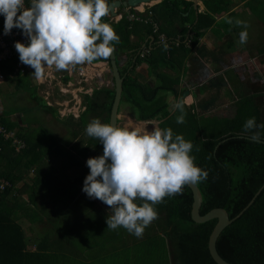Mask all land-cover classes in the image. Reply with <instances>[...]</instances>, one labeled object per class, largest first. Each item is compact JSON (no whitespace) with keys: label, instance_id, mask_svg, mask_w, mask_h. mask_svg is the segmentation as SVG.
Returning a JSON list of instances; mask_svg holds the SVG:
<instances>
[{"label":"trees","instance_id":"obj_1","mask_svg":"<svg viewBox=\"0 0 264 264\" xmlns=\"http://www.w3.org/2000/svg\"><path fill=\"white\" fill-rule=\"evenodd\" d=\"M190 7L191 3L185 0H164L154 7L156 18L158 13L168 9V13L159 20L154 18L160 24L159 33L165 34L166 42L160 41L152 24L132 23L125 16L118 23H110L120 37L115 46L129 54L131 62L135 59L132 73L124 79L121 105L128 103L133 106L138 121L159 120L160 129L171 128L174 137L183 135L186 141L192 142L190 155L194 157V163L208 172L207 179L197 183L203 194L201 214L224 208L230 218H234L264 185V128L254 130L260 133L259 142L249 139L243 129L251 117H255L257 125L264 124V104L257 101V96H246L237 104L233 118L207 120L198 117L193 105L184 103L185 122L177 123L180 111L176 108L171 111L167 98L161 94L162 91L179 94L177 78H171L167 70L178 75L186 71L189 52L199 43L203 35L202 23L209 15H201L199 23L194 25L191 16H185ZM210 8L214 14L225 11L221 4H210ZM4 21L5 17L0 15V32L4 31ZM187 24L193 27L191 32ZM132 36L137 40H132ZM148 36L154 37L155 42L151 47L143 48V39ZM144 50L147 53L142 57ZM16 60L1 67L8 71L9 84L21 89L28 83L23 75H12ZM100 61L108 62L109 58L93 62ZM142 64L148 66L154 79L145 82L139 74L135 75L134 71ZM114 98V87L96 89L87 95L85 109L79 118L69 115L60 121L67 127L68 136L80 139L93 119L109 124ZM46 107L49 106L46 104ZM52 112L59 116L56 111ZM9 115L7 112L0 115V125L9 132L15 131L16 137L26 144L17 151L12 140H5L0 135L3 148L0 178L11 184L4 190L0 189V264H79V248L74 242H69L66 235L68 231L73 235L79 234L82 229L79 225L85 226V223L100 227L98 232L103 233L105 242H126L121 235L116 238L119 233L136 244L142 242L134 249L135 264H144L141 258L148 255L149 258L160 256L161 250L163 256L165 248L169 264H217L208 247L217 219L201 224L193 221L194 199L188 185L184 186L182 195L165 197L162 203L154 205L158 218L145 228L142 237L138 238L122 227L107 229L109 206L98 199H90L82 191L90 172L86 159L94 149L97 152L94 157L102 155L103 145L87 134L84 142L77 140L74 145L66 144L63 138L43 126L40 130L48 139L45 135L37 142L34 139L36 133L25 130ZM84 143L88 144L87 150L83 148ZM59 159L64 162L56 163ZM74 169H81V174L76 177L67 174ZM27 178H30V183H26ZM22 222L29 225L28 231L34 233L33 238L27 235ZM63 226L64 231L61 232ZM42 227H45L43 231ZM31 241L35 242L34 248L30 247ZM217 249L231 264H264V188L253 204L221 233Z\"/></svg>","mask_w":264,"mask_h":264},{"label":"clouds","instance_id":"obj_2","mask_svg":"<svg viewBox=\"0 0 264 264\" xmlns=\"http://www.w3.org/2000/svg\"><path fill=\"white\" fill-rule=\"evenodd\" d=\"M29 2L26 7L25 0H0V15L5 17L4 35L16 28L28 39L27 44L17 41L14 47L20 62L34 69L31 76L37 82L44 79L46 68L71 71L77 65L107 60L120 42L113 27L102 22L110 13L108 0ZM235 23L247 28L244 21ZM247 37V31H241L239 43L245 44ZM174 107L181 113L177 123H184V101ZM257 128H264V124L257 125L255 117L243 125L254 142L260 141V133L254 131ZM86 134L103 145V154L87 160L90 172L82 191L109 206L107 229L122 227L142 237L145 228L158 218L154 205L165 197L182 195L184 186L208 177L190 155L192 142L183 135L174 137L171 128L141 134L97 118L87 125Z\"/></svg>","mask_w":264,"mask_h":264},{"label":"crops","instance_id":"obj_3","mask_svg":"<svg viewBox=\"0 0 264 264\" xmlns=\"http://www.w3.org/2000/svg\"><path fill=\"white\" fill-rule=\"evenodd\" d=\"M163 1L164 0H155L151 3H142L141 5L134 8H125L123 6L116 7L115 12L117 13V16H112L110 12L107 18H105L106 22L109 24L111 22L118 23L123 19L128 11L137 10L140 11V14L142 16L150 17L155 21V23L157 22L159 30L155 33H159L160 24L156 20H159L161 17H163V14H167L168 9H164V13H158L159 16H157L156 18L155 14H157V10L154 11V7L158 4H161ZM185 1L191 3V7L189 8V11L185 14V16H191V19L194 20V25L199 23L201 15L204 16L206 13H209V15L202 23L203 35L202 37H200L199 43L189 52L186 62V71L179 76L181 82V84H179L178 86L179 94L176 96L165 93L164 95L170 104L171 111H174V105L178 101L183 100L186 105H193L195 107V111L198 114L199 118L211 120L215 117L233 118L237 113V104L241 102L242 98L246 96H257V101L264 104V39L258 38L252 41L254 42L256 40H259L261 42L260 44H250L249 41L245 44H240L239 36L240 32L243 30H241L240 26H238L239 28L237 29L235 23L238 15L242 14L244 8H248L254 4H257L258 6L262 5L264 7V0H215V2L212 3H210L212 0ZM210 4H221V7H223V10L225 11L222 13L218 12L214 14L210 10ZM168 7L170 6L168 5ZM211 17L213 21H211ZM154 18H156V20ZM228 20H232V23L229 24L227 22ZM130 22H138L141 25H143L142 23L149 24L144 21ZM187 26L190 28L189 32H191L193 27H191L190 24H187ZM162 35L165 36V34L159 33V39ZM141 36H143V34H141ZM132 40H137V38L135 36H132ZM143 41L144 44L142 47L145 48L151 47L154 44L155 39L154 37L148 36L144 37ZM160 41L163 42L161 39ZM166 41L167 39L165 40V42ZM176 45L178 46L177 43ZM187 47H190V45H187ZM118 49L119 48L116 47L119 69L121 71V74L124 72L122 76L125 79V76L127 74L132 73L135 59L131 62L129 54L124 51H119ZM145 53H147L146 50L142 52V57ZM16 59L10 61L13 63V61L16 60L17 63L14 69L20 67L21 71L16 75H23L26 79H24L25 82L30 85L32 81L29 80L26 71L32 68L30 66L22 64L19 58ZM126 68H128L127 71ZM47 69L48 68H46V70ZM73 70H75V72H78V76L88 77L87 79H89L91 76L93 77L94 75H96V78L98 79L97 82L99 83V85L95 88H91V91H89L88 93L84 95L81 94L82 98L80 101L81 104L79 106L78 112L76 113L75 111L70 109V112L72 113L67 115H73L75 116V118H79L81 113L85 109L84 102L86 101V96L91 95L96 89H101L104 87H114V81L109 61H100L96 63L92 62L91 64L86 63L84 65H77L71 71H65V73L69 72V74H66L64 76V81H76V77L72 78ZM134 72L135 75L139 74L140 78L142 77V80L145 82L147 80L155 78L152 74H149L148 66L146 64L138 66ZM168 72L170 71L167 70V73ZM2 73L6 78L4 83L0 85V96L2 93V87L12 88V86H15L14 84H9L7 80V69H2ZM107 73H110L112 75V82L107 79ZM40 84L41 81L37 82L36 84L39 91ZM60 89L62 91H66L64 87H61ZM59 96L62 97V95ZM73 96L76 97L74 94ZM0 102H3L1 98ZM59 104L60 106L63 105L61 103ZM47 105L57 112V109L54 108L56 107L55 104L48 102ZM81 105L83 109L82 111H80ZM124 105L128 106L129 110H131L132 112V119L130 118L132 122L143 123V125H146L150 130H153L154 128H160L159 120L138 121L136 119L137 112L134 111L135 108L128 103H124ZM122 107L123 106L121 105L119 116L121 114ZM132 107L134 109H132ZM32 109H35V106L32 107ZM51 109H49L48 111L40 109V114H42L41 122L44 125L43 127L45 129H47L48 131H53L54 134L58 135L60 134L58 131V128L60 127L57 128L54 126V129L47 127L45 124L46 120L48 119L47 117H51L49 120V124L52 121H56L59 124L58 126H62L67 129V127L60 122L64 120L66 115L61 114L60 111H58L59 113H57L59 114V116H57L54 112H52ZM6 110L7 106H5V103L3 102V107L0 104V115H6ZM9 114L11 120L19 122L20 126H23L25 130H28L31 133L35 134L36 130L39 129V122L35 120L31 121L26 112L23 114ZM26 116L27 122L23 120V118H25ZM22 120L24 122H22ZM154 123L156 126L153 127L152 125ZM81 230L84 231V236L85 238L88 237V239L83 241L84 246H82L83 248L79 251V264H135L136 254L134 249L136 245L139 246L142 242L136 244L134 240H127L125 235L121 233H119L118 236L115 235L116 238L121 235V237H123L126 242H105L103 239V233L98 232L100 230V227L90 226V223H85V226H83ZM106 237H108V235H106ZM159 253L161 255L158 257L153 256L149 258V255L148 257H143L141 258V262L144 264H169L168 258L166 257V248L163 250V256L162 250Z\"/></svg>","mask_w":264,"mask_h":264},{"label":"rangeland","instance_id":"obj_4","mask_svg":"<svg viewBox=\"0 0 264 264\" xmlns=\"http://www.w3.org/2000/svg\"><path fill=\"white\" fill-rule=\"evenodd\" d=\"M243 9V8H242ZM237 20L240 21H244L247 25V28H243L241 27V30H246L248 33V37H247V42L249 41L250 44H260L261 42L259 40H256L254 42H252L255 39H264V7L258 6L257 4H254L250 7H246L243 9L242 14L238 15ZM236 28L238 29L239 27L236 25ZM34 72V70L29 69L26 71L27 76L29 78V80H31V84H27L26 87L21 88V90H17L15 88V86H12V88H5L2 87V93H1V100L5 103V106H7V110L6 112L8 113H27L28 117L32 120L38 121V128L39 130L36 132V135L34 137V139L39 142L41 139L44 138V136L46 135L42 133V131L40 130L41 126H44L42 124V114H40V109L41 110H46L48 111L49 109H51L50 107H46V104H48V102L55 104L57 109V112L60 111L61 114L64 115H68L71 114L72 112H70V109H72L73 111H75L76 113L78 112L79 106H80V101H81V94L84 95L86 93H88L89 91H91V88H95L96 86L99 85V83L97 82L98 79L96 78V75H94L93 77L91 76L89 79H87L88 77H80L78 76V72H75V70H73V76L72 78L76 77V81L75 80H70L68 82L64 81V76L66 74H69V72L65 73V71L61 70V71H57L54 67L48 68L47 70H45V77L44 79L41 81V84L39 85V89L40 91L37 89V81L35 80V78L33 76H31V74ZM14 73V72H13ZM12 73L13 76H15ZM65 73V74H64ZM171 78H177L175 79V81L179 84H181V82L178 81V77L181 75H178L176 72L170 70V72L167 73ZM107 79H109L110 82H112V75L110 73L106 74ZM105 76V78H106ZM85 78H86V82H85ZM170 78V79H171ZM174 80V79H172ZM173 83V82H172ZM106 84V83H105ZM104 84V86H105ZM175 84V82L173 83ZM112 86V85H111ZM64 87L66 89V91H62L60 88ZM60 93V94H59ZM166 94H170L167 92L162 91L161 94L165 95ZM73 94L76 96L74 97ZM59 95H62L59 96ZM47 99V100H45ZM48 101V102H47ZM59 101V102H58ZM3 102H0L1 106L3 107ZM63 104L62 106H60V104ZM35 106V109H32V107ZM37 106V107H36ZM122 110H121V114H120V124L119 127H126L129 130H139L141 132V134H146L151 132L152 130H150L146 125H143V123H136V122H132L131 121V110H129L128 106L124 105V103L122 104ZM6 108V107H5ZM59 108V109H58ZM132 109H134L132 107ZM52 111H54L53 109H51ZM82 105H81V110L82 111ZM135 112H137L134 109ZM59 113V112H58ZM44 114V113H43ZM48 119L46 120V126L54 129L55 127H60L58 128V131L60 134L56 135L59 138H63V142L66 144H70V145H74L77 140H83V142L85 141V139H87V136L81 135L80 139H74L70 136H68L67 134V129L62 127V126H58L59 124L55 121L50 122L49 124V120L51 117H47ZM131 118V119H130ZM23 120L25 122H27V116L25 118H23ZM153 127L156 126L155 123L152 125ZM53 132V131H51ZM46 139H48V136L46 135ZM85 144V143H84ZM88 144H85V146L83 148H85L86 150L88 149ZM96 149L91 151V155L88 156V158L86 160H88L91 157H94L96 155ZM58 162H64L63 160H58L56 163ZM81 169H74V170H70L68 171V175H71L72 177H76L79 176L81 174ZM26 183H30V178L26 179ZM99 207H105V206H100L98 204ZM41 213H45V212H41ZM45 216V215H44ZM73 218V217H69ZM84 219V218H83ZM23 223V224H22ZM21 224L24 225L25 223L22 222ZM25 229L28 231L29 229V225L25 224L24 225ZM65 226L62 227V231H64ZM83 227V224L79 225V229ZM45 229V227H42V231ZM68 229V228H67ZM81 230V229H80ZM84 231H80L79 234L77 235H73L74 233H70L68 231V234L66 235V237L68 238L69 242H74L75 246L77 248L82 249L84 246L83 241H85L84 235H83ZM27 234L30 237H34V233L31 234L29 231L27 232ZM110 237V235L108 236ZM112 237V236H111ZM33 241H31L30 243V247H34L35 246V242L32 243ZM32 247V248H33Z\"/></svg>","mask_w":264,"mask_h":264},{"label":"water","instance_id":"obj_5","mask_svg":"<svg viewBox=\"0 0 264 264\" xmlns=\"http://www.w3.org/2000/svg\"><path fill=\"white\" fill-rule=\"evenodd\" d=\"M153 1L155 0H124L122 2L120 0H115L109 3L110 12L112 16L116 17L117 16V13L115 12L116 7L123 6L125 8H134V7L141 5L142 3H151ZM102 22H106V19L103 18ZM109 63H110L111 72L113 75L114 87H115V98H114L112 108H111L109 124L119 126V112H120V106H121L123 90H124V77L122 76L121 71L119 69L118 58L116 54V47H115L113 54L109 58ZM188 186L193 192L194 200H193L192 211H191V216H192L193 221L201 224V223H205V222L217 219V223L210 235L209 243H208L211 257L217 264H231L219 254L218 249H217L218 238L220 237L221 233L229 225H231L235 220H237L244 213V211L253 204L255 198L263 190L264 185L257 192L256 196L250 201L248 206L234 218H230L228 211L224 208H215L209 211L208 213L202 215L201 207L203 204V194L197 184H190Z\"/></svg>","mask_w":264,"mask_h":264},{"label":"built area","instance_id":"obj_6","mask_svg":"<svg viewBox=\"0 0 264 264\" xmlns=\"http://www.w3.org/2000/svg\"><path fill=\"white\" fill-rule=\"evenodd\" d=\"M122 1V0H121ZM111 2V0H108V3ZM25 6H30L29 0H25ZM125 17L130 21H144L146 23L152 24L154 28V32H157L159 30V27L157 25V22L155 23L154 20H152L150 17H144L140 14V11L134 10V11H128L127 14H125ZM160 39L165 42V36H161ZM19 41L21 43H28V39L22 34V30L20 29H13L12 32L9 35H4V31L0 32V85H2L5 81V75L2 73L1 65L10 62L13 59L19 58V54L16 51L14 45L15 43ZM20 67H17L14 69V75L18 74L20 72ZM23 71V70H22ZM0 135L5 140H12V144L15 147L17 151H21L25 147V142L21 139H18L14 132H9L4 128L2 125H0ZM2 146L0 145V153L2 151ZM10 182L5 178H0V189L4 190L8 186H10Z\"/></svg>","mask_w":264,"mask_h":264}]
</instances>
